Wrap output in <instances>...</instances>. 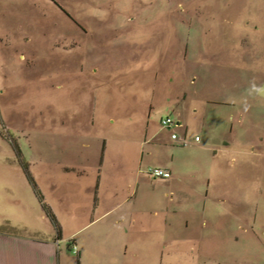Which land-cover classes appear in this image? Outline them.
Masks as SVG:
<instances>
[{
	"label": "rangeland",
	"instance_id": "1",
	"mask_svg": "<svg viewBox=\"0 0 264 264\" xmlns=\"http://www.w3.org/2000/svg\"><path fill=\"white\" fill-rule=\"evenodd\" d=\"M146 139L192 155V221L168 180L128 193ZM34 185L62 264H264V0H0V235L55 238ZM111 188L149 234L126 260Z\"/></svg>",
	"mask_w": 264,
	"mask_h": 264
},
{
	"label": "crops",
	"instance_id": "2",
	"mask_svg": "<svg viewBox=\"0 0 264 264\" xmlns=\"http://www.w3.org/2000/svg\"><path fill=\"white\" fill-rule=\"evenodd\" d=\"M76 28L79 30L83 29L82 27L80 28L77 24ZM173 145L177 146V144L175 143ZM141 147L144 152L148 150L149 154L142 155V158L140 159L139 165L137 167L138 170L134 169L124 171V176L127 177L129 181H132L131 185H129L128 187V193H133L132 190L134 184H140L138 185V190H140V186H142L141 180L145 179L144 175H147V171L142 169L143 166H146L144 165L145 157H156V165L151 167L152 164H150L149 168L167 170L172 175V179L168 180L169 182H163V184L167 187L165 189V192H170L167 196L166 203L161 202V208H163L164 211L169 214L167 224H170V219L176 221V216L177 220L180 219V215L182 214L178 210H174L173 212L171 211V207L175 203L181 205L183 208L192 210L191 212L188 211L187 213L189 215H187L188 219L192 221L193 215L195 214L193 199L197 195L196 180L199 175H197L198 172L195 171V168L192 167V164H189L187 161L184 164L179 165V162L181 160H188V156L192 155L189 152H187L186 154L183 150H176L174 147H170V149L168 150L167 148H164V145L162 143H158L157 141H155V139H146L144 143L141 144ZM169 151L171 154L169 153ZM114 172H118L119 174L121 172V169H118ZM98 188L100 189V192L105 189L103 177L100 184L98 185ZM34 189L36 196L37 193L41 196L42 193L40 192L38 187L36 188L34 185ZM109 192L110 193L108 194L106 200H103V202L99 201V208L98 211H96V214H98L99 210L102 208V215L100 216V218H96V221L93 224H96L95 227L98 228V231L100 233H102L103 235L106 234L108 236H113L112 233L114 230L119 229L121 226H125L126 228L124 231V235L119 236L118 239L115 238V246H117V248H122L123 245H125L123 248V258H125V260L130 251L133 252V257H136L140 252L146 251V243H142V238L144 239L146 238V236H149L148 230L145 228V226H140L137 222V219H135V217L138 215L136 211L137 202L134 203L133 198H130L129 202L132 203L131 207L135 211L131 213L129 222V219H126L124 217V211L122 212V210L124 209L123 206L126 201H123L117 205L115 201H113L112 203V196L114 197L115 193L113 192L112 188L109 190ZM206 196L209 197L208 194ZM137 201H139L138 197ZM167 204H170L171 206H167ZM171 214L176 216H172ZM190 221L188 220L187 223L188 228L190 225ZM172 230H174V228H171L169 231ZM36 236L40 235L38 234ZM58 240H60V233L58 234L57 231L55 234V238L50 237L49 239L43 238L42 236L36 239H31L27 237H4L0 235V264H62L63 255L60 250L61 247L57 245ZM131 241H133V247L131 245ZM113 254L114 253H112L111 256L105 254L102 256V258L104 257L107 262H112V260L114 259L112 258ZM85 258L86 254L80 253L79 260H83Z\"/></svg>",
	"mask_w": 264,
	"mask_h": 264
},
{
	"label": "built area",
	"instance_id": "3",
	"mask_svg": "<svg viewBox=\"0 0 264 264\" xmlns=\"http://www.w3.org/2000/svg\"><path fill=\"white\" fill-rule=\"evenodd\" d=\"M162 126L165 129H172L174 127V124L171 121H163ZM172 140L175 144L180 145H186L187 141L186 140H181L178 138L177 135H173ZM199 141V140H197ZM147 175L152 177L154 180H170L172 178V175L169 171L167 170H162V169H154V168H149L147 170Z\"/></svg>",
	"mask_w": 264,
	"mask_h": 264
},
{
	"label": "trees",
	"instance_id": "4",
	"mask_svg": "<svg viewBox=\"0 0 264 264\" xmlns=\"http://www.w3.org/2000/svg\"><path fill=\"white\" fill-rule=\"evenodd\" d=\"M37 197L39 198V201L41 202V205L43 206L44 210L46 211L48 217L51 219V221L53 222V225L54 227L56 228V231L57 233L59 234V231H58V226H57V223L55 221V218H54V215L53 213L51 212V210L49 208H47L44 204H43V199L42 197L40 196V194L37 193Z\"/></svg>",
	"mask_w": 264,
	"mask_h": 264
}]
</instances>
